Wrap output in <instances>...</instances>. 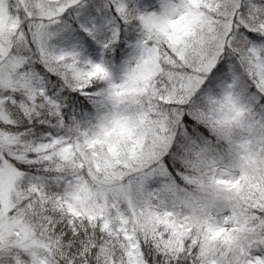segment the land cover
<instances>
[{"label":"snow or ice","instance_id":"obj_1","mask_svg":"<svg viewBox=\"0 0 264 264\" xmlns=\"http://www.w3.org/2000/svg\"><path fill=\"white\" fill-rule=\"evenodd\" d=\"M0 264H264V0H0Z\"/></svg>","mask_w":264,"mask_h":264}]
</instances>
